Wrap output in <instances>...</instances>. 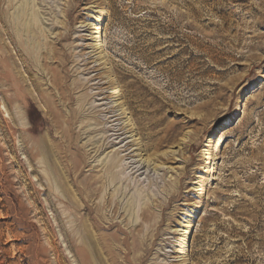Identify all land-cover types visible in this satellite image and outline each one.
Listing matches in <instances>:
<instances>
[{
	"label": "rangeland",
	"instance_id": "obj_1",
	"mask_svg": "<svg viewBox=\"0 0 264 264\" xmlns=\"http://www.w3.org/2000/svg\"><path fill=\"white\" fill-rule=\"evenodd\" d=\"M38 1L37 11L54 12L45 26L54 34L50 45L59 41V59L48 63L55 69L64 64L66 85L75 88L96 75L87 70V59L101 43L96 53L103 50L111 70L98 74L113 71L124 106H112V90L96 96L94 82L72 92L74 100L64 106L51 76L41 81L36 71L26 73L4 37L26 86L38 88L32 96L17 81L16 92L7 93L31 107L28 129L0 111V264H86L84 254L71 248L82 245L84 233L73 232L86 213L75 215L62 189L50 191L41 179L44 143H54L51 159L62 164L61 173L75 157L82 161L80 175L67 180L75 195L83 177L104 175L119 150L121 182L108 189L107 199L119 203L116 221L125 233L153 232L144 264H264V0H48L49 9ZM71 4L70 38L60 42ZM42 90L57 98L55 105L45 104ZM50 108L66 120L77 115L49 134ZM121 108L133 120L140 146L131 147L136 138ZM104 142L110 145L94 152ZM138 152L154 160L147 172L135 169ZM90 165L97 166L94 172ZM148 209L152 216L145 223L140 217ZM186 241L191 250L184 254Z\"/></svg>",
	"mask_w": 264,
	"mask_h": 264
},
{
	"label": "bare ground",
	"instance_id": "obj_2",
	"mask_svg": "<svg viewBox=\"0 0 264 264\" xmlns=\"http://www.w3.org/2000/svg\"><path fill=\"white\" fill-rule=\"evenodd\" d=\"M36 1L37 0H19L16 2V0H0V94L2 95L3 98L2 101L0 100V111H2L3 117L12 120L22 130L28 129V121H27L28 107H24L26 106V104H24V99L19 100L20 98L16 99L14 97H9L7 93L16 92L17 84L15 85L14 83H16L17 81L22 82L24 91L32 96L35 94L34 91L38 88L36 83H35L36 86L35 90L30 86H26L27 78L24 77L25 73L23 74L24 71L20 72L18 70L19 68L15 64L13 60V56L11 55L12 50L9 49V44H6L4 37H7L10 40V44L12 45L11 48L15 49L17 52L16 55H19L21 57L23 65L26 68V73L33 74L36 71L40 76L39 80L41 81H47L48 77L51 76L50 82L56 89L60 90L59 91L60 96L57 97L59 98L60 101L64 102L63 103L64 106L68 102H72L74 100L72 92L74 93L77 89L80 88H83V90H88L87 87L90 86L89 84L91 82H94V84L90 86L91 88L92 86L97 87L96 90L98 92L96 93V96H104L106 93L109 92V90H112L113 91L112 94H114L117 97V99L115 101H112L113 105L112 104L111 105L117 107L124 106L122 100L120 99L122 96V90L116 78L114 77L113 71H110V73L108 74L106 73H104L103 75L102 73L98 74V71L103 69L111 70V67L108 68L110 65L109 60H104V57H102L103 50L100 51V53L98 54L96 53L99 47H101V43H99V45L94 46L92 48L94 49L92 53H96V54L93 55L91 53L90 57H88L87 59V70L96 72V75L93 78L89 79L88 83L86 84L85 82L82 81L77 82L75 84V88H71L70 86L66 85L65 81L67 80L68 77L66 76L65 73L64 64H62L61 69H58L59 67L58 68L56 67L57 69H55L52 67L51 64L48 63L49 60L53 61L55 59H59V54L57 52V46L59 45L58 43L59 41L56 42V46L50 45V42H48V40L54 34L53 33L51 34V30L48 31L49 28L47 29V27L45 26L47 25L45 23L50 21L49 17H51L52 13H54L51 12L52 9H49L51 2L48 3L49 2L48 0L38 1L40 2V6L42 5V9H44L43 8L44 6L46 9L50 10L51 14H47V13H41L40 9H38V11L36 10L37 9L36 6L34 7ZM2 4L4 5V7L6 6L7 9H4V7L2 9ZM16 7H17V11L11 14L10 11H12L13 9L15 10ZM73 10H74V4L71 6L69 11L64 12V17L66 19L65 30L67 31V33L65 35L61 34L60 36H57V39H59L60 42L67 41L70 38V34H69L70 29L68 30V26L70 25ZM99 24L100 23L98 22L94 26L98 27ZM97 34H100V32L98 31ZM45 47L49 48L48 52L40 53L41 49L43 50ZM61 56L65 57V53L62 54ZM95 81H99V82L96 83ZM104 86L106 89L104 88ZM41 92H42L41 98H43L46 105L53 106L56 104L55 103L56 102L55 100L57 99L56 97H52V95H49V92H45V94L43 90ZM47 95H49L51 98L50 97L48 98ZM85 97L86 99L89 98L90 94H86ZM106 98H108V96ZM106 98L104 97L99 100H104ZM28 109L31 110V107ZM123 110H124V114L127 115V123L131 129L132 137L136 138V144L134 143L131 147L140 146V138H137L139 135L137 132V128L133 120L131 119L130 114L127 112V110L126 109ZM50 111L51 112L49 114H51L52 119L49 127L50 128L49 134H51L53 130L60 128L64 122L70 123L72 119L77 115V114L75 116L73 115L74 117L71 116L68 118V120H66V118L64 117L53 115L54 112L52 111L51 108ZM124 130L126 129L125 128L121 129V131ZM126 134L127 133L124 132L122 133V136ZM128 138L129 137L121 138L122 140L121 142H118V145L123 143ZM105 142L102 143L100 146L93 147L92 149L94 150V152L97 153L99 149H103L104 147L110 145V143H105ZM126 146H122V147H126ZM54 148H55L54 143L53 145H48L47 143H44V145H41L39 149L38 163L42 166L41 167L42 176L40 177L42 180H44V178L47 180V183L49 185L48 188L50 191L52 190L56 193L60 190V188L62 189L63 197L66 200H68L67 203L71 207H74L75 215L81 214L82 211L86 213L85 219H83L84 220L83 224L80 227H78L76 231L73 232L76 234H79L81 232L84 233V237L81 241L82 245L71 246L69 244L71 248L75 252H81L84 254L86 264H144L146 257L149 256V254L153 249L151 248V246L153 247V243H151L152 238L154 237L155 239L153 232H150V230L148 229L146 230V234L143 237L131 236L130 235L131 232L130 234L125 233L124 229H122V227L118 225V222L116 221L117 216L120 214L119 203L113 198L107 199L108 189L110 190L112 187H116L121 182L120 174L117 171H115L119 166V162L116 158L118 157L117 151L119 150L115 152L116 154L115 158L112 159L108 164H106L107 172L104 175L101 174H98L96 176L93 175V177L91 178L83 177L84 179L82 181L80 180L81 181L80 189L76 190L78 194L75 195L74 194L75 191L74 192L72 191V186H73L72 182H69L67 180L70 178V175L73 172L76 173V175L75 174L74 175L77 176L78 173L77 170H79L80 163L82 161L79 158L75 157V160L72 162L73 167L72 168L64 167L65 170L63 171L62 169L63 173H61L59 170V166L61 163L59 164L57 160L53 161V159H51L52 158L51 156H53L52 154L54 153L53 152ZM136 150H138V148L134 149L133 152H136ZM142 152L140 153L138 152V154L136 155L137 158L141 157L140 160H137L134 163V164H139L138 166L136 165L135 168L137 169V172H141L143 170L147 172L151 168L152 162L154 161L153 159H150L151 157L144 159V157L142 156ZM153 165H155V162L153 163ZM89 167H90V172H94L95 168H97V166L93 167L92 165H90ZM155 169H157V165ZM78 175L80 174L78 173ZM95 178H97L96 181H94ZM97 185L100 186L98 187ZM77 196H79V198L81 196V198L79 199L77 198ZM56 197H59L60 200H64V198L63 197L61 198L60 195H57ZM99 197H101V200L99 203H96V199H98ZM169 205L170 204L167 203L164 205H160L161 212H164L166 208L169 207ZM42 206L43 209L46 210L45 205L42 204ZM133 207H134L133 203H129L127 211L133 212L134 210ZM110 213H112L113 216H110ZM151 216L152 215L150 209H148L142 212L140 218L142 222L146 223L150 221ZM142 226L143 225H138L136 231H138V229ZM106 231H109L110 233L106 234ZM140 232H143V230ZM53 234L55 235V237H57L55 231ZM186 234L188 235V233ZM123 236L125 238H123ZM66 238L68 239L69 242L72 241L71 232H66ZM182 248H183L182 253L184 254L186 252H190L191 250L188 241L185 242ZM133 254L134 256L132 258L131 255ZM167 261H169V259H167ZM175 262L176 261L170 262L169 264H176Z\"/></svg>",
	"mask_w": 264,
	"mask_h": 264
}]
</instances>
